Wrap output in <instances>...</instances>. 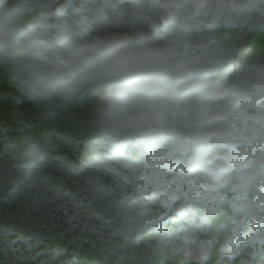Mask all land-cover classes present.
I'll use <instances>...</instances> for the list:
<instances>
[{
  "label": "clouds",
  "instance_id": "1",
  "mask_svg": "<svg viewBox=\"0 0 264 264\" xmlns=\"http://www.w3.org/2000/svg\"><path fill=\"white\" fill-rule=\"evenodd\" d=\"M245 31H264V0H0V71L50 111L90 101L83 166L135 151L191 175L226 160L218 116L234 136L264 126V62L228 39ZM43 159L24 137L17 166Z\"/></svg>",
  "mask_w": 264,
  "mask_h": 264
},
{
  "label": "trees",
  "instance_id": "2",
  "mask_svg": "<svg viewBox=\"0 0 264 264\" xmlns=\"http://www.w3.org/2000/svg\"><path fill=\"white\" fill-rule=\"evenodd\" d=\"M231 35L238 52L264 62V31ZM89 107L80 99L50 111L0 71V264H184L186 252L264 264V126L234 136L218 116L226 160L191 175L179 157L161 169L168 158L135 151L91 168L82 163ZM24 137L44 152L27 175L17 166ZM204 190L215 192L200 204L208 213L196 207Z\"/></svg>",
  "mask_w": 264,
  "mask_h": 264
},
{
  "label": "rangeland",
  "instance_id": "3",
  "mask_svg": "<svg viewBox=\"0 0 264 264\" xmlns=\"http://www.w3.org/2000/svg\"><path fill=\"white\" fill-rule=\"evenodd\" d=\"M228 39L230 41H234L232 35H230L228 37ZM202 193H201L202 195H197L196 196V199H197L198 204H199L196 207H197V209L202 210L204 213H208L209 210L207 208H201L200 204L212 205V202L209 201L208 196L211 195V194L214 195L215 192H209L208 190H204ZM180 255H181L182 259H183V263L184 264H192V262H199L200 264H207V261L203 257V255H200V254H197V253H192V252H188V253L186 252V253L180 254ZM172 259H174V258H172ZM261 260H263V259H261Z\"/></svg>",
  "mask_w": 264,
  "mask_h": 264
}]
</instances>
